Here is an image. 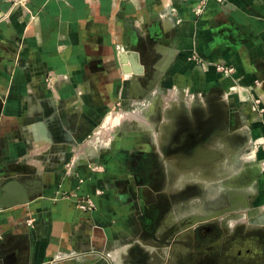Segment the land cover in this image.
I'll use <instances>...</instances> for the list:
<instances>
[{
  "label": "crops",
  "instance_id": "1",
  "mask_svg": "<svg viewBox=\"0 0 264 264\" xmlns=\"http://www.w3.org/2000/svg\"><path fill=\"white\" fill-rule=\"evenodd\" d=\"M228 1L230 12L211 2L197 18L192 0H0V193L24 173H37L42 187L28 202L0 208V264H108L101 254L109 241L120 245L132 213L126 186L116 182L124 171L120 151L105 167L99 161L107 150L89 164L85 157L86 165L64 164L76 141L128 93L124 75L143 72L134 46L155 35L161 12L167 36L155 44L164 53L156 71L179 50L175 61L190 77L213 76L193 71L190 47L208 63L233 61L251 72L264 66V0ZM130 55L135 73L126 70ZM259 118L264 126V113ZM86 197L89 209L79 207Z\"/></svg>",
  "mask_w": 264,
  "mask_h": 264
},
{
  "label": "rangeland",
  "instance_id": "2",
  "mask_svg": "<svg viewBox=\"0 0 264 264\" xmlns=\"http://www.w3.org/2000/svg\"><path fill=\"white\" fill-rule=\"evenodd\" d=\"M211 2L229 9L228 0H192L194 17L201 16ZM165 16L163 12L157 15L152 38L134 46L143 72L136 77L124 75L128 93L76 141L72 149L76 157L71 154L64 164H81L85 157L89 164L107 150L111 154H102L99 161L104 159L105 167L112 153L120 151L124 171L117 172L116 182L126 185L123 201L132 213L118 232L120 245L109 241L101 254L108 264H164L170 250L161 249L163 246L154 250V242L168 243L165 233L170 216L182 218V205H193L199 197H203L205 217H219L237 236L257 234L264 244V203H260L264 197L260 196L264 194V126L259 118L264 113V66L256 65L251 72L245 64H238V68L233 61L208 63L190 47L185 56L193 71L213 70V76L190 77L185 64L175 61L179 50L171 63L162 62V69L156 71L154 65L164 53L155 44L167 36L161 29ZM186 135L198 139L183 152L179 140ZM203 153L215 156L199 158ZM140 161L144 163V178L147 173L151 177L148 182L139 178L140 185L150 184L143 200L137 197L134 179ZM221 163L230 169L229 176L219 181L223 192L213 191L208 198L209 188L198 185L201 195L196 196L192 184ZM184 199L188 202L183 203ZM207 224L218 229L213 222Z\"/></svg>",
  "mask_w": 264,
  "mask_h": 264
},
{
  "label": "flooded vegetation",
  "instance_id": "3",
  "mask_svg": "<svg viewBox=\"0 0 264 264\" xmlns=\"http://www.w3.org/2000/svg\"><path fill=\"white\" fill-rule=\"evenodd\" d=\"M197 139L198 136L193 135L181 137L179 148L183 152H186L190 148L189 145L197 142ZM214 156V153H203L201 156L198 154L199 158H211ZM142 165H144L143 161L137 164L136 175L134 176L136 180L135 189L137 197L140 200H143L148 193L150 184L140 185L138 183L139 178L142 177L144 182L151 180V177H149L150 173H147V179L144 178L146 173L142 171ZM229 174L230 169L225 168V165L222 163L215 167V169L211 168L209 173H204L202 179L192 184L195 186L196 196L199 197L201 195V192L197 188L198 185L201 187L203 185L209 186L229 176ZM211 175L214 176L210 177ZM123 186L125 187L126 185L123 184ZM210 195H208V198H212ZM202 199L203 197H199L194 201L193 205L196 208L193 209L190 208L191 206L193 207L190 203L182 205L180 208L183 214L182 218L178 217L176 219L170 216L169 225L165 233L168 243L159 245L157 242H154V250H156V247L158 248L157 250H160L162 246L161 249L170 250L167 253L168 257L165 259L166 262L164 264H264V244L262 239L254 233V236H248L246 232L242 234L243 236H237L236 232L233 231L234 229H230V225L225 226L219 217H205ZM187 200L184 199L182 202L186 203L188 202ZM188 208H190L187 211L189 213H185ZM194 211L195 213H193ZM209 221L215 223L218 229L207 224Z\"/></svg>",
  "mask_w": 264,
  "mask_h": 264
},
{
  "label": "water",
  "instance_id": "4",
  "mask_svg": "<svg viewBox=\"0 0 264 264\" xmlns=\"http://www.w3.org/2000/svg\"><path fill=\"white\" fill-rule=\"evenodd\" d=\"M124 60L122 57L121 62L124 63ZM40 185L41 178L37 173L8 180L1 187L0 208L28 202L32 196L40 192L42 188Z\"/></svg>",
  "mask_w": 264,
  "mask_h": 264
},
{
  "label": "bare ground",
  "instance_id": "5",
  "mask_svg": "<svg viewBox=\"0 0 264 264\" xmlns=\"http://www.w3.org/2000/svg\"><path fill=\"white\" fill-rule=\"evenodd\" d=\"M122 57L125 59V54L123 53L122 54ZM131 57V56H130ZM131 62H132V69H127L126 68V70H132L133 72L134 71H138L137 70V64L133 61V59H132V57H131ZM135 73V72H134ZM154 111V110H153ZM105 129V128H104ZM220 175V174H219ZM212 176H214V175H211L210 177H212ZM201 182L202 183H204V181L203 180H201ZM208 188H209V194H211L213 191H216L215 193L216 194H218L219 192H223V187L220 185L219 186V181H217V182H215L214 184H211V185H209V186H207ZM214 196H216V195H214ZM199 207V206H198ZM190 208H196V206H194L193 205V207L191 206ZM190 208H188L186 211H185V213L190 209ZM200 211V210H199ZM187 213H189V212H187ZM193 213H195V211L193 212ZM197 213V212H196Z\"/></svg>",
  "mask_w": 264,
  "mask_h": 264
},
{
  "label": "built area",
  "instance_id": "6",
  "mask_svg": "<svg viewBox=\"0 0 264 264\" xmlns=\"http://www.w3.org/2000/svg\"><path fill=\"white\" fill-rule=\"evenodd\" d=\"M8 2H10L13 5H23L28 3L30 0H7ZM45 83H47L48 85H51V80L49 78V76L45 77ZM84 201V202H82ZM79 203V207L84 208V209H89L91 207H93V202L90 198L86 197ZM84 203V204H83Z\"/></svg>",
  "mask_w": 264,
  "mask_h": 264
}]
</instances>
